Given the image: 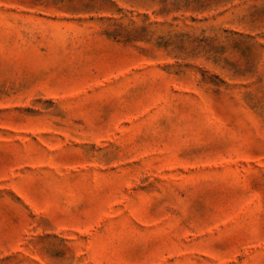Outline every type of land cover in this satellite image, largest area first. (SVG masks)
I'll return each instance as SVG.
<instances>
[{
	"label": "rangeland",
	"instance_id": "obj_1",
	"mask_svg": "<svg viewBox=\"0 0 264 264\" xmlns=\"http://www.w3.org/2000/svg\"><path fill=\"white\" fill-rule=\"evenodd\" d=\"M0 264H264V0H0Z\"/></svg>",
	"mask_w": 264,
	"mask_h": 264
}]
</instances>
